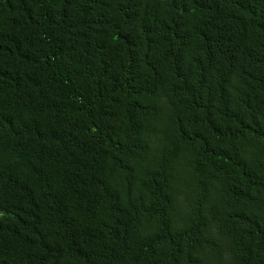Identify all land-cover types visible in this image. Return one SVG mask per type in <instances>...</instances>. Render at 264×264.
<instances>
[{"label":"trees","instance_id":"trees-1","mask_svg":"<svg viewBox=\"0 0 264 264\" xmlns=\"http://www.w3.org/2000/svg\"><path fill=\"white\" fill-rule=\"evenodd\" d=\"M0 264H264V0H0Z\"/></svg>","mask_w":264,"mask_h":264}]
</instances>
